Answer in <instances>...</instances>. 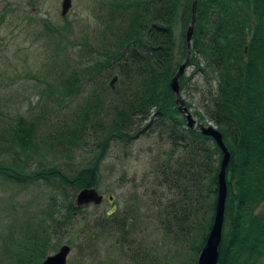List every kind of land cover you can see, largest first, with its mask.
<instances>
[{"label":"rangeland","instance_id":"1","mask_svg":"<svg viewBox=\"0 0 264 264\" xmlns=\"http://www.w3.org/2000/svg\"><path fill=\"white\" fill-rule=\"evenodd\" d=\"M115 1L71 0V8L63 14L64 0H0V152L11 156L9 159L31 161L33 168L56 166L70 174L95 161L97 139L105 126L87 122L84 145L66 137L85 121L88 102L94 103L102 124L110 121L112 111L106 114L105 109L117 101L121 77L111 73L112 68L95 65L117 38V15H110ZM180 34L178 28V38ZM195 68L189 61L181 75L186 77L181 94L191 103L192 113L205 111L212 98L210 90L216 85ZM90 72L76 95H63L73 74L83 77ZM22 117L35 123L38 150L11 146L10 126ZM156 128L130 142L122 138L111 141L106 157L99 161L98 185L84 187L96 188L104 197L102 202L75 211L50 242H60L58 249L63 244L72 247L66 264H195L199 257L195 235L201 240L199 231L204 228L196 220L198 216L184 219L180 226L173 211L163 209H170L171 201L178 204L188 192L193 205L206 207L212 195L204 191L200 198L192 185L182 187L184 191L178 189L176 164L186 149L178 146L172 150L167 140L170 135ZM171 151L173 166L164 183L159 167ZM189 177L184 171L182 179L189 181ZM52 190L42 181L15 182L0 175V264H20L15 254L23 246L21 242L39 229L44 210L50 208ZM79 192L64 199L59 191L54 193L59 216L64 215L62 204L67 205L69 199L82 207L76 202ZM186 202L182 200L181 205ZM120 222L129 223L126 232H121Z\"/></svg>","mask_w":264,"mask_h":264},{"label":"trees","instance_id":"2","mask_svg":"<svg viewBox=\"0 0 264 264\" xmlns=\"http://www.w3.org/2000/svg\"><path fill=\"white\" fill-rule=\"evenodd\" d=\"M192 1L112 2L110 15L115 18L117 15V38L95 67L112 68L111 73L120 74L122 84L115 92L117 101L107 109L102 107L107 110L106 114L112 111L110 121L105 124L96 116L94 103L88 102L85 121L66 137L84 145L83 138L89 134L87 122L105 126L104 134L97 139L98 149L92 164L70 174L56 166L33 168L31 161L9 159L11 156L0 152V175L15 182L42 181L53 187L50 208L44 210L39 229L21 242L23 246L15 254L20 264H40L52 250H58L60 242L50 244L53 235L60 232L75 211L82 212L83 206L76 207L74 199H69L67 205L62 204L64 215L59 216L61 211L54 193L59 191L64 199L72 192L73 198L82 188L97 186L99 161L106 157L113 139L130 142L148 129L156 131L158 126L162 133L170 135L167 140L172 150L178 146L186 149L176 164L178 189L184 191L192 185L198 197H204V191L212 195L206 207L204 203L203 207L193 205L192 194L188 192L178 204L171 201V208L163 209L173 211L180 226L184 219L198 216L196 220L204 228L203 232L199 231L201 240L195 235L196 251L199 254L202 251L214 222L223 152L213 136L188 125L171 86L188 53L186 33L192 19ZM190 64H196L194 71L202 72L210 81L215 80L216 85L210 90L211 102L204 112L194 110L193 114L191 103L185 100L188 109L193 116H198L194 117L200 123L216 127L231 152L226 173L224 236L217 264H264V0H198ZM90 74L83 77L73 74L63 95H76ZM185 79V76L180 79L181 91ZM156 121L158 126H154ZM35 134V123L22 117L10 126L11 146L38 150ZM173 152L159 167L164 183L170 179ZM184 171L190 176L189 181L182 179ZM234 180L236 190L232 185ZM182 200L189 203L181 205ZM126 222H120L121 232H126L130 221ZM100 223L104 226L105 220Z\"/></svg>","mask_w":264,"mask_h":264},{"label":"water","instance_id":"3","mask_svg":"<svg viewBox=\"0 0 264 264\" xmlns=\"http://www.w3.org/2000/svg\"><path fill=\"white\" fill-rule=\"evenodd\" d=\"M71 0H64L63 2V14H66L71 8ZM196 11L197 0H193L192 5V19L189 24L186 33V42L188 45V53L186 60L179 66L177 73L171 80L172 89L177 95V104L179 109L186 115L187 123L192 128H199L204 134L213 136L221 147L223 152V159L221 163V169L219 172V186H218V198L216 203V211L214 216V222L208 234L206 243L199 254L197 264H217L219 259V245L222 239L223 225L225 219L226 199L228 194V184L226 179V172L231 158V152L228 146L225 144L222 133L214 126H208L200 123L193 114L189 111L187 103L181 94L180 90V78L186 67L189 65L190 54L192 48V37L196 26ZM116 76L111 81L114 87ZM233 188L236 190V180L233 181ZM103 195L99 193L96 188L89 187L81 189L77 194L76 202L78 206L88 205L90 203L99 204L103 200ZM71 246L69 244H63L54 254L48 255L42 264H66L67 258L71 252Z\"/></svg>","mask_w":264,"mask_h":264}]
</instances>
